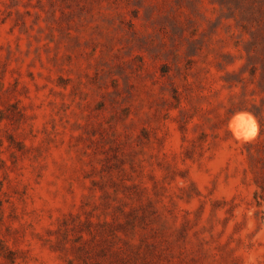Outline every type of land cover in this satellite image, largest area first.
Masks as SVG:
<instances>
[{"label":"rangeland","instance_id":"rangeland-1","mask_svg":"<svg viewBox=\"0 0 264 264\" xmlns=\"http://www.w3.org/2000/svg\"><path fill=\"white\" fill-rule=\"evenodd\" d=\"M250 12L0 0V264H264V92L225 79Z\"/></svg>","mask_w":264,"mask_h":264},{"label":"trees","instance_id":"trees-1","mask_svg":"<svg viewBox=\"0 0 264 264\" xmlns=\"http://www.w3.org/2000/svg\"><path fill=\"white\" fill-rule=\"evenodd\" d=\"M248 19L255 22L256 28H254L250 34L251 39L246 41V62L239 68L233 70H226L225 79L229 87L236 85L238 82L246 80L243 77L245 71H249L251 80L257 79V85L264 92V22L256 18V16L250 12ZM246 27V26H245ZM248 28H246L247 30ZM228 61L226 65L233 63V55L227 53ZM257 71L260 72L257 77ZM261 105L253 104V112L258 118L260 126L264 127V97L261 99ZM263 130V129H262ZM254 143H248L249 146H253ZM121 225V224H120Z\"/></svg>","mask_w":264,"mask_h":264},{"label":"bare ground","instance_id":"bare-ground-1","mask_svg":"<svg viewBox=\"0 0 264 264\" xmlns=\"http://www.w3.org/2000/svg\"><path fill=\"white\" fill-rule=\"evenodd\" d=\"M242 123H248L255 126V120L253 115L247 112H239L234 115L230 121V125L237 137L242 139H248L252 137L255 134V131L249 132L245 130L244 128H242Z\"/></svg>","mask_w":264,"mask_h":264}]
</instances>
